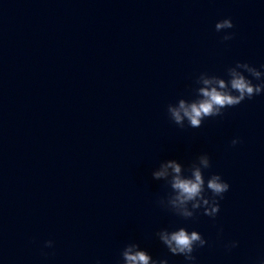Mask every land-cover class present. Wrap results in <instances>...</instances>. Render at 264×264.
Returning <instances> with one entry per match:
<instances>
[{
	"label": "clouds",
	"instance_id": "obj_1",
	"mask_svg": "<svg viewBox=\"0 0 264 264\" xmlns=\"http://www.w3.org/2000/svg\"><path fill=\"white\" fill-rule=\"evenodd\" d=\"M234 27L230 18H225L215 24V30L220 32L224 29ZM233 38V34H225L222 40L227 41ZM235 67L247 69V73L260 81L253 83L244 73H237ZM264 67V66H262ZM261 72L248 63L237 62L234 67L227 69V76L230 77L228 82L216 75L201 73L195 83L198 85L194 89L196 99L190 104L181 100L178 108L168 107L167 112L170 118L184 128L183 121L185 118L191 128H199L202 120L206 117H216L223 115V110L229 107H235L245 99H252L256 95L264 92V79H261ZM240 141L233 139L232 145L235 146ZM199 163L201 167H193L190 176L181 175V167L174 161H169L163 165L160 171L152 173L154 179L159 180L167 177L168 169H172V176L169 181L171 191L167 194L170 197L172 206L171 212L185 220L194 218L197 210L203 209V215L215 218L220 211L219 200L223 199L226 192L229 191L230 185L219 174H212L205 180L204 171L211 167L210 159L207 154L200 156ZM210 192L211 195L206 193ZM161 201L159 200V204ZM191 204V209L188 205ZM159 240L166 246L168 251L173 255H182L189 264H194L196 257L193 255L197 247H204L207 241L198 231L189 232L185 227H179L176 230L169 231L167 228L161 229L156 233ZM236 241L231 242L227 247L234 248L237 246ZM45 247H53V241L45 242ZM137 247L133 244L121 252L124 264H168L167 259H153L147 251H136L134 254L132 248ZM99 264V262H97ZM259 264H264L262 258Z\"/></svg>",
	"mask_w": 264,
	"mask_h": 264
}]
</instances>
